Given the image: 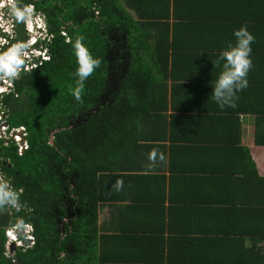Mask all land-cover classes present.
<instances>
[{"label": "trees", "instance_id": "16d2710c", "mask_svg": "<svg viewBox=\"0 0 264 264\" xmlns=\"http://www.w3.org/2000/svg\"><path fill=\"white\" fill-rule=\"evenodd\" d=\"M20 3L44 15L50 37L48 59L0 94L28 144L18 153L0 138V174L25 206L0 212V264H264V176L242 139L249 123L264 146V0ZM243 25L254 67L236 107L221 109L213 61ZM79 35L102 59L83 104L69 92ZM153 148L166 162L149 170ZM20 220L33 242L8 257L4 230Z\"/></svg>", "mask_w": 264, "mask_h": 264}, {"label": "clouds", "instance_id": "9594fccd", "mask_svg": "<svg viewBox=\"0 0 264 264\" xmlns=\"http://www.w3.org/2000/svg\"><path fill=\"white\" fill-rule=\"evenodd\" d=\"M17 23H21L23 36L25 38L29 37L28 41H17L15 39ZM46 29L44 15L35 10L33 5H22L20 0H0V80L8 81L7 84L1 82L6 89L11 87V80L19 78L23 69L32 66L36 61L48 59L47 49L41 47V42L48 41L50 37ZM233 35L235 40L228 41L227 46L213 61L215 67L220 68L221 71L212 85L211 99L221 109L226 106L236 107L237 93L248 87L247 76L254 67L251 57L252 44L256 39L254 34L249 31L246 25H243L234 30ZM84 40L85 37L79 35L74 42L69 41L72 44L77 63L75 72L77 79L75 86L70 88L69 92L81 104L84 102L85 81L102 64V59L93 56ZM6 91H2L0 94ZM148 160L147 167L151 170L158 163H165L166 157L159 149L153 148L148 154ZM123 184L122 179H117L112 184V190L114 192L122 191ZM22 193L23 189L17 190L13 186L10 177L0 174V212L7 208L14 209L17 213L21 212L25 207L21 202ZM21 227L26 233L31 231L30 226L20 220L12 230V239L16 238V230ZM61 238L63 239V237ZM65 255L66 253L61 252L59 254L60 259H63Z\"/></svg>", "mask_w": 264, "mask_h": 264}, {"label": "built area", "instance_id": "2783aa9c", "mask_svg": "<svg viewBox=\"0 0 264 264\" xmlns=\"http://www.w3.org/2000/svg\"><path fill=\"white\" fill-rule=\"evenodd\" d=\"M1 82H5L6 84L8 83V81L0 80V83ZM1 87L2 86L0 84V90L2 91L8 90L6 89V87L4 88H1ZM5 116H6L5 112L0 109V138L3 139L5 144L8 142V140L13 142L16 146L17 152L21 153L23 150H26L28 147V144L25 139L26 133H25L24 127L23 126H15V127L8 126L6 122L4 121ZM15 226L16 225H13L4 230V234L6 236L5 243L7 242L6 245L9 247L10 243L12 242L14 244V247H24L26 245L24 241H28V245L32 244L33 236L31 234V231L26 233L23 227L16 230V233H15L16 238L12 239V230L15 228ZM18 236H21V239H19ZM29 236H31V238H29ZM5 255L7 256L6 252H5Z\"/></svg>", "mask_w": 264, "mask_h": 264}, {"label": "crops", "instance_id": "0c3cea01", "mask_svg": "<svg viewBox=\"0 0 264 264\" xmlns=\"http://www.w3.org/2000/svg\"><path fill=\"white\" fill-rule=\"evenodd\" d=\"M246 126L249 128V130L251 131V126L249 123H244L242 126L246 127ZM244 144V142H243ZM244 145H246V147H248V149H250V154L251 152L252 153H258L260 150H263L262 153H264V146H256V145H253L250 141V143H245ZM252 156V155H251ZM262 159H260V168L258 166V164H256V167H257V171H258V175H262L264 176V154L261 156ZM254 160V159H253ZM255 162V160H254ZM100 213L98 214V219L99 221H102L104 219H106L107 217V213H108V208L106 206H103L101 209H100Z\"/></svg>", "mask_w": 264, "mask_h": 264}, {"label": "rangeland", "instance_id": "374dc122", "mask_svg": "<svg viewBox=\"0 0 264 264\" xmlns=\"http://www.w3.org/2000/svg\"><path fill=\"white\" fill-rule=\"evenodd\" d=\"M0 84L2 86L1 88H4V86L2 85V83H0ZM245 126H246V124H245ZM243 128H242V130H243V132H242V139L244 140V144L245 143H250L251 131L249 130V128L247 126L246 127L243 126ZM249 151H250V149H249ZM262 151L263 150H260L258 153H252L251 152L252 158L255 160V164H258L259 161H260V159H262L261 156L264 154V153H262ZM6 243H4V245H5V247H4L5 248V252H6L7 256H11L12 251L9 249V247L6 245Z\"/></svg>", "mask_w": 264, "mask_h": 264}, {"label": "water", "instance_id": "95a60500", "mask_svg": "<svg viewBox=\"0 0 264 264\" xmlns=\"http://www.w3.org/2000/svg\"><path fill=\"white\" fill-rule=\"evenodd\" d=\"M24 243L28 245V241H24ZM13 248H14V246H13V244L11 243V244L9 245V249L12 251Z\"/></svg>", "mask_w": 264, "mask_h": 264}, {"label": "flooded vegetation", "instance_id": "af4514ba", "mask_svg": "<svg viewBox=\"0 0 264 264\" xmlns=\"http://www.w3.org/2000/svg\"><path fill=\"white\" fill-rule=\"evenodd\" d=\"M25 38V37H24ZM29 40V37H26L25 39H24V41H28Z\"/></svg>", "mask_w": 264, "mask_h": 264}]
</instances>
